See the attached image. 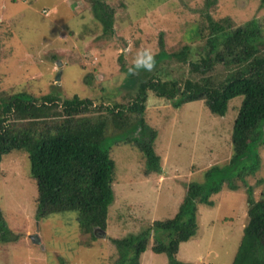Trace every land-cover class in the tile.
<instances>
[{
    "label": "rangeland",
    "instance_id": "obj_1",
    "mask_svg": "<svg viewBox=\"0 0 264 264\" xmlns=\"http://www.w3.org/2000/svg\"><path fill=\"white\" fill-rule=\"evenodd\" d=\"M102 1L106 11L114 10L113 33H104L93 0H0V102L19 91L36 97L77 94L93 101L87 115H102L109 122L108 111L99 104H127L140 94L142 83L155 76H201L176 57L160 60L158 70L129 74L127 69L144 48L155 54L176 52L184 45H190L194 53L203 49L206 40L197 36L196 28L200 25L205 34L209 32L206 13L217 20L229 17L232 26L255 19L264 37L260 0ZM217 72L219 79L227 74L225 69ZM142 90L145 109L134 116L143 117L144 126L115 130L108 123L104 145L116 163L114 200L106 230L95 228V239L82 231L75 210L38 215V190L29 175L27 153L14 149L2 156L0 209L8 240L0 239V264H114L119 248L112 237L138 234L156 220L171 218L188 184L205 179L206 168L228 161L230 133L242 96L231 99L226 115L220 116L202 99L174 106L148 86ZM150 128L157 133V170L149 169L136 143L148 139L145 132ZM259 153L263 178L258 182L257 173L247 177L256 199L264 190V144ZM247 197L246 186L226 188L212 195L213 205L199 204L198 228L181 243L177 259L190 264H231L249 218ZM139 264H169V259L149 247Z\"/></svg>",
    "mask_w": 264,
    "mask_h": 264
},
{
    "label": "trees",
    "instance_id": "obj_2",
    "mask_svg": "<svg viewBox=\"0 0 264 264\" xmlns=\"http://www.w3.org/2000/svg\"><path fill=\"white\" fill-rule=\"evenodd\" d=\"M93 1V10L104 25V33H113L114 10L106 11L107 5L102 0ZM260 4L264 5V0H260ZM206 19L208 33L205 34L200 25L196 28L197 36L206 40L203 49L195 50L198 58L194 59L190 45L176 52L161 50L155 54L157 70L160 60L176 57L188 65L191 73L201 75L198 79L155 76L143 82L140 94L127 104L99 105L108 111L109 122L115 130L137 129L138 125H145L143 117L136 119L134 115L144 112L142 89L146 86L171 100L174 106L202 99L213 114L220 116L226 115L231 99L242 96L230 133V157L223 164L206 168L205 179L188 184L174 216L156 220L138 234L112 237L111 241L119 248V258L114 264H139L141 254L149 247L155 253H165L169 264H190L179 261L176 256L181 243L196 233L198 205H213L214 193L244 186L248 192L249 218L231 264H264V190L256 199L253 186L247 183L249 176L258 174V182L263 178L259 174V150L264 144L263 28L255 19L238 26H232L229 17L217 20L206 13ZM220 69H225L227 74L219 79L217 71ZM91 106V99L77 94L71 98L57 93L36 97L19 91L3 97L0 161L5 153L14 149L25 151L30 161L29 175L37 185L38 215L75 210L82 231L95 239V228L104 232L107 227L109 206L114 200L116 163L109 147L104 145L108 118L87 115ZM145 134L148 139L136 140V143L149 169L157 170L160 167V158L154 149L157 133L150 128ZM6 231L0 209V239L4 241L8 240Z\"/></svg>",
    "mask_w": 264,
    "mask_h": 264
},
{
    "label": "clouds",
    "instance_id": "obj_3",
    "mask_svg": "<svg viewBox=\"0 0 264 264\" xmlns=\"http://www.w3.org/2000/svg\"><path fill=\"white\" fill-rule=\"evenodd\" d=\"M155 63V53L151 48H144L138 51L133 59L132 67L127 69V73L134 74L135 71L143 69L151 71Z\"/></svg>",
    "mask_w": 264,
    "mask_h": 264
},
{
    "label": "water",
    "instance_id": "obj_4",
    "mask_svg": "<svg viewBox=\"0 0 264 264\" xmlns=\"http://www.w3.org/2000/svg\"><path fill=\"white\" fill-rule=\"evenodd\" d=\"M59 77L57 76V79H58Z\"/></svg>",
    "mask_w": 264,
    "mask_h": 264
}]
</instances>
